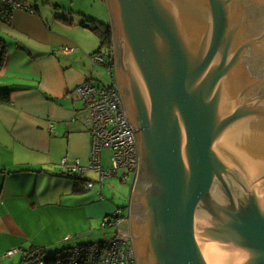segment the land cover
<instances>
[{
	"label": "water",
	"instance_id": "1",
	"mask_svg": "<svg viewBox=\"0 0 264 264\" xmlns=\"http://www.w3.org/2000/svg\"><path fill=\"white\" fill-rule=\"evenodd\" d=\"M106 2L139 150L118 238L137 264H264V0Z\"/></svg>",
	"mask_w": 264,
	"mask_h": 264
},
{
	"label": "crops",
	"instance_id": "2",
	"mask_svg": "<svg viewBox=\"0 0 264 264\" xmlns=\"http://www.w3.org/2000/svg\"><path fill=\"white\" fill-rule=\"evenodd\" d=\"M21 1L34 11L18 9L0 20V39L7 45L0 91L12 92L10 103L0 102V264L35 261L42 249L74 257L76 247L102 240L88 238L75 223L80 228V221L89 220L90 232L97 231L96 218L121 208L114 197L103 196L105 178L119 171L122 182L133 178L126 168H114L110 148L100 157L108 175L98 169L61 172L65 158L86 167L96 158L78 91L86 81L103 85L101 71L108 72L92 57L107 50L102 39L91 22L82 24L87 17L99 20L94 6L86 0L78 7L75 0ZM66 47L73 50L65 53ZM107 149L112 170L103 161ZM10 251L14 254L7 255Z\"/></svg>",
	"mask_w": 264,
	"mask_h": 264
},
{
	"label": "built area",
	"instance_id": "3",
	"mask_svg": "<svg viewBox=\"0 0 264 264\" xmlns=\"http://www.w3.org/2000/svg\"><path fill=\"white\" fill-rule=\"evenodd\" d=\"M16 9H28L34 11L21 0H0V20L6 21L10 19ZM72 47H66L63 52L72 51ZM111 54L97 52L92 55L93 60L97 64L107 65L111 70L113 60ZM114 68V67H113ZM79 93L85 100V112L87 113V121L91 125V133L94 147L93 162L89 167L82 166L80 161L71 164L67 159H63L62 174L71 175L78 169L85 171L100 170L103 176L108 175L106 171L100 167V157L102 151L110 148L113 151L114 168H126L128 176L133 172L135 176L139 165V150L134 128L130 123L124 109L123 100L119 87L114 79L113 86L99 87L91 81L82 83L78 88ZM52 129V125H50ZM100 168V169H99ZM90 186L94 185L89 182ZM125 219L123 213L118 209L112 216H106L103 220L104 227L114 228L118 223ZM118 233L107 241H98L91 243L89 248L84 250L83 247H76L75 260L78 264H128L137 262L133 245L130 241L118 238ZM14 254L10 251L7 255ZM35 261L30 259L23 264H46L43 259L38 256Z\"/></svg>",
	"mask_w": 264,
	"mask_h": 264
},
{
	"label": "rangeland",
	"instance_id": "4",
	"mask_svg": "<svg viewBox=\"0 0 264 264\" xmlns=\"http://www.w3.org/2000/svg\"><path fill=\"white\" fill-rule=\"evenodd\" d=\"M75 1H76V6L78 7L79 6L78 5L79 0H75ZM86 1L88 4H91L94 6V10H95L94 14H95V16H98L99 21L109 23L110 16H109V10H108V5H107L106 0H102V2H100V0H86ZM99 5H101V8H99ZM16 10H18V9H16ZM22 10H28V9H22ZM111 46H112V48H114V43H112ZM112 53H113V50H112ZM101 72H102V74L100 75V77H99L100 79H98V80H101V83L105 86L111 85L113 82L111 75L105 70H102ZM110 156H111V151L108 149L105 150L104 159H103L104 165L107 168H109V166H111L110 168L112 170L113 167H112V162H111ZM61 172H62V169H61ZM119 174H120V171L117 174H113V175L105 178V184H104V188H103V196L107 197L109 199L114 197V201H115V204L117 206L125 207V205H127V209H123V212H122L123 214H126L128 212L129 197H130V194L132 191L134 176H133V178H131V180L129 182H122ZM98 184L100 185V183H98ZM114 213H112V214H114ZM112 214H110V215H112ZM106 216H104V218ZM95 220H97V221L100 220L99 226L97 227V231L90 232L91 229H90L89 220H86L85 223L80 221V223H81L80 228H79V225L77 223H75L77 231L87 230L88 231L87 232L88 238H93L96 240L102 239L100 241H107V240L111 239L114 236V234L116 233L113 230L115 228L104 227L105 228L104 229L103 228V220L104 219L102 220L101 218H96ZM66 255L68 256V254H66ZM67 260H69V263H72V261H74V258H73V256H71L69 254V256L67 257ZM98 263L99 262L97 261L95 264H98ZM128 264H137V262H130Z\"/></svg>",
	"mask_w": 264,
	"mask_h": 264
},
{
	"label": "trees",
	"instance_id": "5",
	"mask_svg": "<svg viewBox=\"0 0 264 264\" xmlns=\"http://www.w3.org/2000/svg\"><path fill=\"white\" fill-rule=\"evenodd\" d=\"M88 21H84L82 22V24H87V22H91L93 24V26L91 27V29L93 31H95L97 33V35L102 39V46L106 47V54H111L112 53V43H113V32H112V27L110 23L107 22H102L99 21L98 19H93L91 17H87ZM7 21V20H6ZM6 55H7V45L5 43V41H3L2 39H0V73L2 72L4 66H5V59H6ZM112 56V55H111ZM108 72L112 75L113 78V82L111 85L109 86H105V85H99V87H111L114 84V69L113 67H111V70L108 68L107 65H103ZM12 92L9 90H4V91H0V102L2 103H10L11 102V98H12ZM133 174V172L131 173ZM126 207V206H125ZM125 207H121L119 208V210L121 212H123L122 208ZM107 216H112V215H107ZM103 242V241H102ZM91 243H85L82 244L80 247H83L84 250H86L87 248H89ZM39 252V258L43 259V261L46 264H78L75 260V255H74V261H72V263H69V260H67V257L69 256V254L72 256V252L70 251H59L53 254H49L47 251H43L39 250L36 251ZM68 254V256L66 255ZM28 259V258H27Z\"/></svg>",
	"mask_w": 264,
	"mask_h": 264
},
{
	"label": "flooded vegetation",
	"instance_id": "6",
	"mask_svg": "<svg viewBox=\"0 0 264 264\" xmlns=\"http://www.w3.org/2000/svg\"><path fill=\"white\" fill-rule=\"evenodd\" d=\"M112 55H113L112 60H113V67H114L113 69H114V72H116V65H115V59H114V51H113ZM128 211H129V209H128ZM123 215H124L125 219L122 221L123 223L120 226L121 232L122 233L124 232V235H128L131 238L132 237L131 236V233H132V229H133L131 217L128 214V212L126 214H123ZM130 242L133 243L132 240ZM135 254H136V251H135Z\"/></svg>",
	"mask_w": 264,
	"mask_h": 264
}]
</instances>
